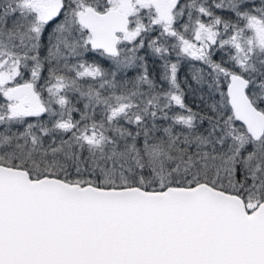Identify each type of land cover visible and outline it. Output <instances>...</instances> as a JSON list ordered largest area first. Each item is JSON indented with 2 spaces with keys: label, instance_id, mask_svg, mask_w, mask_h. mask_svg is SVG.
<instances>
[{
  "label": "snow or ice",
  "instance_id": "snow-or-ice-1",
  "mask_svg": "<svg viewBox=\"0 0 264 264\" xmlns=\"http://www.w3.org/2000/svg\"><path fill=\"white\" fill-rule=\"evenodd\" d=\"M0 264H264V0H0Z\"/></svg>",
  "mask_w": 264,
  "mask_h": 264
},
{
  "label": "trees",
  "instance_id": "trees-1",
  "mask_svg": "<svg viewBox=\"0 0 264 264\" xmlns=\"http://www.w3.org/2000/svg\"><path fill=\"white\" fill-rule=\"evenodd\" d=\"M158 64V62H157ZM189 71V69L187 68V66H182L181 69V79H183L185 73H187ZM195 101V102H194ZM186 103H188L190 106L192 107H196V103H198V101L195 100V98L192 96L191 93H189L186 97Z\"/></svg>",
  "mask_w": 264,
  "mask_h": 264
}]
</instances>
